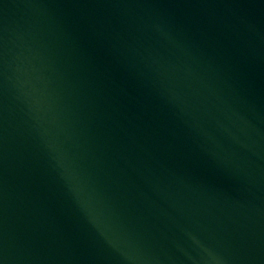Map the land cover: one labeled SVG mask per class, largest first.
Returning <instances> with one entry per match:
<instances>
[{
    "label": "water",
    "instance_id": "obj_1",
    "mask_svg": "<svg viewBox=\"0 0 264 264\" xmlns=\"http://www.w3.org/2000/svg\"><path fill=\"white\" fill-rule=\"evenodd\" d=\"M0 264H264V0H0Z\"/></svg>",
    "mask_w": 264,
    "mask_h": 264
}]
</instances>
